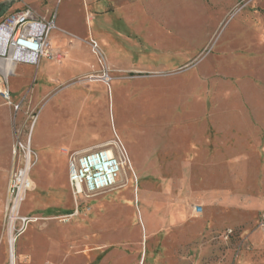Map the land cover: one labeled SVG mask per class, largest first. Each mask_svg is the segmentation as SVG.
<instances>
[{"label":"rangeland","instance_id":"obj_1","mask_svg":"<svg viewBox=\"0 0 264 264\" xmlns=\"http://www.w3.org/2000/svg\"><path fill=\"white\" fill-rule=\"evenodd\" d=\"M0 8V24L26 9L54 20L61 56L0 70V264H264V0ZM110 143L125 174L75 198L66 163ZM21 145L30 220L12 228Z\"/></svg>","mask_w":264,"mask_h":264},{"label":"built area","instance_id":"obj_2","mask_svg":"<svg viewBox=\"0 0 264 264\" xmlns=\"http://www.w3.org/2000/svg\"><path fill=\"white\" fill-rule=\"evenodd\" d=\"M6 23L14 24V27L7 38L8 52L4 54V59L8 58L12 49L17 50V64L38 65L43 57L52 60L61 59L60 54L53 52L49 46V36L56 29L54 20L40 18L31 9H26L0 24V27ZM16 38L17 41H15ZM1 93L5 100H10L9 92L1 91ZM20 149L24 152V163L15 168L12 173L8 189L7 210L11 221L19 218L24 223H29V218L20 217V210L27 191L31 188L27 174L35 164V154L30 145H21ZM127 164V153L122 148L116 151L115 148H109V146L73 157L69 162V182L75 198L83 194L96 195L113 189ZM195 211L200 214L203 208L196 207ZM75 213L78 214V209ZM262 225L264 226V216Z\"/></svg>","mask_w":264,"mask_h":264},{"label":"bare ground","instance_id":"obj_3","mask_svg":"<svg viewBox=\"0 0 264 264\" xmlns=\"http://www.w3.org/2000/svg\"><path fill=\"white\" fill-rule=\"evenodd\" d=\"M13 27H14V24H10V23H6L4 26L0 27V70H1V73L3 74L5 79H8V77L10 75L12 76V74H14L16 66L18 65L16 63L18 61L17 60L18 59V53H17L16 49L15 50H13V49L11 50V52L9 53L8 58H6V59L3 58L4 54L6 52H8V49H7V38L11 34V31H12ZM15 41H17V38L15 39ZM112 145L118 146L116 143H110V144H107L105 146H112ZM122 174L124 175L125 173L122 172ZM13 223H14V221L12 220L11 221L12 228H13ZM10 237H11L10 238V249H11V247L12 248L14 247V240L16 238L13 237V236H10Z\"/></svg>","mask_w":264,"mask_h":264},{"label":"crops","instance_id":"obj_4","mask_svg":"<svg viewBox=\"0 0 264 264\" xmlns=\"http://www.w3.org/2000/svg\"><path fill=\"white\" fill-rule=\"evenodd\" d=\"M31 132H32V129H31ZM101 147H97V148H101ZM97 148H89V149L83 150L82 152H79V154H83L85 152H89V151L97 149ZM65 170H66V172L68 174V178H69V163L68 164L66 163ZM75 214L76 213L72 211L71 213L66 214V216H72L73 217Z\"/></svg>","mask_w":264,"mask_h":264},{"label":"water","instance_id":"obj_5","mask_svg":"<svg viewBox=\"0 0 264 264\" xmlns=\"http://www.w3.org/2000/svg\"><path fill=\"white\" fill-rule=\"evenodd\" d=\"M6 11L4 8H0V19L5 15Z\"/></svg>","mask_w":264,"mask_h":264}]
</instances>
